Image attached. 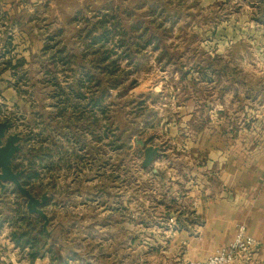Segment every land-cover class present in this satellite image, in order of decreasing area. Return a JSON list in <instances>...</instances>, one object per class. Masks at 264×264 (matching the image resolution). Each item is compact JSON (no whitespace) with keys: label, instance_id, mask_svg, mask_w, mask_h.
<instances>
[{"label":"rangeland","instance_id":"374dc122","mask_svg":"<svg viewBox=\"0 0 264 264\" xmlns=\"http://www.w3.org/2000/svg\"><path fill=\"white\" fill-rule=\"evenodd\" d=\"M44 1L45 6L35 10L39 20L33 25L34 35L46 34H43L45 41L56 45V51L46 52L43 60L36 56L31 58L28 72L31 81L23 92L32 104H21L16 110L0 99V121L13 123L11 132L20 134L22 151L27 145L32 150L41 149L32 151L26 158L20 155L21 151L15 163L22 162L23 169L31 167L33 174L38 171L31 179L35 195L40 198L47 194L43 209L51 213L52 225L67 228L65 234L58 229L52 240L67 241L71 246L84 241L85 248L79 255L89 262L100 260L102 252L89 244L105 240V232L99 229L94 232L92 222L97 220L94 214L104 207V195L109 194L115 199L114 208L118 210L113 217L118 264H122L123 257H129V264H170L168 256L182 258L183 246L176 256L174 251L170 253L167 244L181 226L176 218L181 205L173 203V195L185 194L186 185L193 182L196 162L191 164L190 151L191 146L198 143L195 132L203 130L210 111L218 113L220 105L224 109L221 114L226 113L223 117L228 129L242 125L245 118L255 115L257 110L264 112V104L251 99L256 98L259 89L250 88V85L257 86L256 83L264 84V1ZM115 6H121V13L127 10L122 15L126 30H130L136 17L145 23L152 19L162 22L163 27L159 46L151 44L135 53L133 63L123 49L112 42L107 48L115 51L111 59L117 60L119 71L110 76L102 65L92 62L100 56L86 53L89 49L84 47L79 35L83 33L81 29L86 20L95 21L106 12H112ZM44 18L45 21H41ZM64 45L68 54L82 55L83 63H79L81 60L50 61L52 52L56 53ZM224 64L234 69L235 75L231 77V69L226 70ZM54 77L60 87L71 86L86 94L83 106H87V100L97 91L106 89L108 92L104 99L107 113H102L100 107L91 110L88 105L86 108L89 113L85 114L82 124L88 129L83 128L81 136L85 144L84 159L82 166L73 168L72 172L62 168H65V160L54 153L56 147L46 145L50 131L59 142L64 134L59 117L66 111L58 101L60 97H56L61 89L55 86ZM97 80L101 82L99 85ZM45 117L51 120L46 121ZM176 131L179 135L173 136ZM44 139L47 140L45 146ZM139 140L146 146L159 147L158 155L148 167L143 166L145 148L138 144ZM49 150L56 155L53 164L58 165L60 171L56 166L54 172L48 173L47 167L44 168L50 166L48 157H38L42 152L48 154ZM76 170L77 174L81 173L80 178L68 192L69 201L64 202L61 195L65 190L60 187L74 178L72 174ZM50 176L59 178L57 181L64 185L48 186L44 181L50 182ZM8 185L12 188L10 192L15 191L13 185ZM96 194L100 195L98 200H91ZM49 197L52 198L49 200ZM20 198L22 206H26V199ZM99 203L103 204L100 208ZM76 212H82V216ZM123 222L125 227H122ZM123 241L125 248L120 246ZM127 242L130 249L126 248Z\"/></svg>","mask_w":264,"mask_h":264},{"label":"crops","instance_id":"0c3cea01","mask_svg":"<svg viewBox=\"0 0 264 264\" xmlns=\"http://www.w3.org/2000/svg\"><path fill=\"white\" fill-rule=\"evenodd\" d=\"M45 3L44 0H0V99L9 104L11 109L13 107L17 110L18 106L24 103L29 106L32 104L28 101L26 93L22 92L25 86H20L22 91H18L14 71L7 64L11 63L14 67L18 60H24V66L19 68L21 72L18 71L23 74L25 71H30L31 58L41 55L46 34L42 33L43 29H40L42 34L34 35L33 25L39 20L35 16V10L42 9ZM256 85L255 87L250 86L251 89H259L256 98L251 99L254 100L253 102L257 99L264 104V84L256 83ZM76 101L72 100L74 104ZM50 106L49 104L47 107L49 111ZM223 110L220 105L218 113L210 111L203 130L195 132L198 143L191 146L190 151L191 164L196 162L192 170L193 182H188L185 194L178 192L173 195V203L181 205V211H176L177 222H180L181 228L173 233L167 245H169L170 253L174 251L176 256L180 254L179 251L183 246V257L168 256L170 264L202 260L216 248L228 246L233 241L239 224H245L248 233L264 243V112L257 110L256 113L254 112L255 115H248L251 121L245 116L244 125L240 123L235 129H228L226 119L223 117L226 113L221 114ZM65 111L66 113H62L59 117L61 129L64 132L62 140L57 141L53 137L55 133L50 131L48 141L44 139L43 145L45 146L47 141L46 145L55 146L54 153L59 154L61 160H65V168H62L72 172L73 168L82 166L84 159L82 149L85 144H82V140L77 141L78 138H83L81 137L83 124L81 119L80 121L77 119V114L72 107ZM47 120L51 119L48 117ZM62 122H65V125ZM176 135H179L177 131L173 136ZM54 153L49 150V153H44L42 158L48 157L50 161V166L44 167H47L48 173L54 172L56 166L59 171L61 170L58 165L53 164V159L56 158ZM54 163L57 162L54 160ZM80 174L79 171L77 174L76 170L72 174L74 178L65 183L64 187H60L64 184L59 182L60 180L57 181L59 178L55 179L51 176L52 180L49 177L51 181H44V183H48L50 187L59 186L61 183L59 187L65 190L61 199L66 202L69 201L70 193L68 192L71 191L72 184L78 182ZM10 189L12 188L9 185L4 191L0 187V264L119 263L115 254L117 245L113 239L116 226L113 217L118 211L114 208L113 196L104 195L106 197L102 202L104 207L99 209L100 212L94 214L93 217H97V220L92 222L94 232L98 229L101 233L105 232V240H98L100 242L96 241L93 245L89 244L92 249L99 248L100 253L102 252L100 260L95 259L96 263H94L85 261L82 255H79L85 248L84 241L81 245L73 244V246L67 241H55L52 245L48 243L45 247L43 244H38V248L44 249V252L36 257L32 256V246L14 241L12 234L18 230L22 222L19 209L23 208V200L20 198L22 195L19 196L14 191L10 192ZM79 195L82 197V194ZM91 197V200H98L100 195L96 194V197ZM51 198L49 197V200ZM195 201L199 203L197 208L193 207ZM103 204H100L99 208ZM122 212L124 215L125 210L123 209ZM46 213L50 218L48 235L55 237L58 229L65 234L67 228L52 225L53 217L47 209ZM76 213L78 215L80 212ZM80 214L82 216V212ZM122 227H125L124 222ZM120 246L125 248V242L123 241ZM126 248L130 249V242L126 243ZM69 249L74 252V255ZM56 253L61 257L59 261L56 260ZM122 264H129V257L126 259L123 257ZM240 264H264V250H258L249 262Z\"/></svg>","mask_w":264,"mask_h":264},{"label":"trees","instance_id":"16d2710c","mask_svg":"<svg viewBox=\"0 0 264 264\" xmlns=\"http://www.w3.org/2000/svg\"><path fill=\"white\" fill-rule=\"evenodd\" d=\"M264 0H261L263 2ZM160 8V7H159ZM158 9V6L154 9L156 12ZM163 9H161L160 12ZM114 11V12H113ZM112 12H106L101 18L93 21L91 20H86V25L84 26L83 33L79 35V39L81 42L84 43V47L89 49L86 53H91L96 55L98 54L100 57L97 59V61L94 59L92 62H98L99 65H102V67L106 70L105 72L109 73L110 76H113L116 74L118 69V64L116 59H111L113 52H115L113 49L109 50L107 47L113 43L117 44L119 47L123 49V52L125 56H129V60L131 63H133V56L135 53L141 52L145 47H148L151 44L156 45V47L159 46V43L162 41L161 37L162 34V27L163 24L162 22H156V20H150L147 21V23L143 22L141 18L136 17L133 24L129 28L130 30H126L124 26L125 20H123L124 13H126L127 10L122 11L121 13V6H115L114 10ZM162 14V13H161ZM48 39V38H47ZM54 40L52 37L51 40ZM50 40V38H49ZM46 43L44 44V47L41 50L40 57H37V59H44V56L46 52H49L51 50H55V46L50 45V42L45 41ZM67 46L64 45L62 48H58L56 53L52 52V56H50V61L52 62H57V59L59 62H75V61H80L79 63L82 62V55L77 57L75 53L73 54H68L66 52ZM56 54V55H55ZM66 63V64H67ZM25 64L24 60H18L17 65L14 67L12 64L8 63L7 65L11 67V69L14 71V77L17 78L16 81V87L18 88V91H22L20 89V86H26L31 79L28 77L29 73L28 71H25L22 73L19 70L20 67H23ZM224 68L226 70H230L231 68H228V65L224 64ZM19 71V72H18ZM235 75L234 69L230 70V76ZM57 78L54 77V83L57 81ZM113 79V78H111ZM82 84L84 85V81H81ZM101 82L97 80V85H99ZM34 85V84H33ZM67 85V84H66ZM55 86L57 89H61L59 93L56 95L58 98V101L60 104L63 105V110L69 109L70 107L73 108V111L77 114L76 117L80 121L85 120V114L89 113L88 105H91L90 109L92 110L93 107H100L102 108V113H107V108L104 106V99L106 98L107 91L106 89L101 91H97L91 100H87V106H83V100L87 99L86 94L82 93L80 90H77L76 88H72L71 86H63L60 87L59 83H55ZM252 86V85H250ZM82 87V86H81ZM249 87V86H248ZM67 90H70L67 92ZM23 92V91H22ZM54 96V98H56ZM75 99L76 104L72 102V100ZM62 111V110H61ZM61 111L59 113H61ZM85 129H88L85 126L83 127L82 125V131ZM82 140V138H78L77 141ZM39 152L41 149H34L32 150L31 148L27 147L24 151L21 152V156L26 158L28 154L31 152ZM44 156V153L42 152L41 154L38 155L40 159H42ZM18 158V156L16 157ZM32 161V160H31ZM30 161V165H33V161ZM22 163H14V169L20 170L23 169ZM25 173L22 176V183L24 186L28 187L35 195V192L33 191V184L31 183V179L33 178L34 175H37L38 171H35L33 174L32 168H24ZM32 169V170H31ZM39 176V175H38ZM37 176V177H38ZM19 196L21 194L19 191L15 188V191ZM22 197V196H21ZM24 198V197H23ZM19 213L21 215V226L18 228V230H15L12 234V239L16 242H23L24 244H28L32 246V256L36 257L38 255H42V252H44V249L38 248V244H43L45 247L48 243L51 245L55 242L52 240V237L48 235V232L43 229V220L42 218L37 215V214H30L27 210L26 206H23L22 209H19ZM180 224V222H178ZM181 225V224H180ZM181 228V226H178V229ZM56 260H60L61 257L59 256L58 253L55 254Z\"/></svg>","mask_w":264,"mask_h":264},{"label":"water","instance_id":"95a60500","mask_svg":"<svg viewBox=\"0 0 264 264\" xmlns=\"http://www.w3.org/2000/svg\"><path fill=\"white\" fill-rule=\"evenodd\" d=\"M13 124L10 121H0V187L5 190L8 184L13 185L19 193L26 199L27 210L30 214H37L43 219V229L48 230L50 219L43 206L48 200L47 194L37 197L34 193L22 183V176L25 169H14L15 158L23 150L21 136L18 133H12ZM138 144L145 148V158L143 166H150L159 152V147L146 146L143 140Z\"/></svg>","mask_w":264,"mask_h":264},{"label":"built area","instance_id":"2783aa9c","mask_svg":"<svg viewBox=\"0 0 264 264\" xmlns=\"http://www.w3.org/2000/svg\"><path fill=\"white\" fill-rule=\"evenodd\" d=\"M199 203L194 202L197 208ZM173 222L174 219L171 218ZM264 250V243L251 236L245 224H239L233 241L226 247L216 248L208 257L202 260H192L188 264H240L249 262L254 253Z\"/></svg>","mask_w":264,"mask_h":264}]
</instances>
